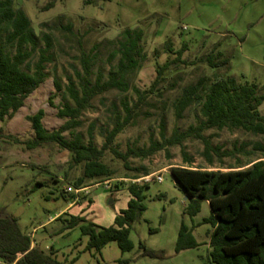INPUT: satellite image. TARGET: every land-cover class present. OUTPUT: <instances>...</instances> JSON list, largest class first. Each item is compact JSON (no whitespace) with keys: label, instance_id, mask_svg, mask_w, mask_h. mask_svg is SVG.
<instances>
[{"label":"rangeland","instance_id":"1","mask_svg":"<svg viewBox=\"0 0 264 264\" xmlns=\"http://www.w3.org/2000/svg\"><path fill=\"white\" fill-rule=\"evenodd\" d=\"M28 18L38 39L42 34L50 36V62L45 66L47 78L27 96L23 105L10 119L0 121V215L17 222L21 232L30 237L31 243L45 254L54 251L53 257L65 264H210L208 260V233L211 227L202 223L209 216L207 202L202 201L199 212L192 218L185 214L187 201L175 185L170 169L181 167L184 152L192 159L193 169L226 171L250 161H264V136L252 135L240 130H209L203 133L212 146L232 152L230 156L212 158V164L201 156L203 144L198 140H186L181 146H171L157 151L146 159L129 158L136 179L122 178L127 172L122 163L105 152L103 162L117 174L107 185H93L74 200L64 191L72 186L69 178L79 170L67 171L68 152L55 144L27 149L25 143L33 138L31 123L26 117L43 111L41 124L46 131L59 128L66 119L58 118L55 106L64 100L56 92L53 81L63 88L72 69L78 67L81 53L94 49L96 56L93 70L106 74L115 64L109 62L114 42L124 29H140L143 32V49L146 59L132 78L131 84L141 91L149 89L155 78V65H162L174 58L164 50L170 42L172 51L182 44L187 51L182 59L197 62L212 49L214 55L226 60L224 67L209 69L201 63L194 66L179 65L175 72L167 74L154 93L139 106L132 123L118 134L115 148L125 153L127 149H145L152 141L168 138L173 130L178 132L196 125L199 116L196 109L186 110L180 119L175 118L172 101L179 89L194 83L199 77L219 73L231 76L242 83L264 87V0H12ZM53 2L51 7L46 5ZM56 25L55 28H49ZM37 53L32 57L35 61ZM175 77V78H174ZM126 97L129 103L136 101L128 91H116L96 98L80 117L81 126L76 129L86 142V131L93 126V142L100 148L103 139L100 131L111 128L113 110L119 108V100ZM52 102L50 104L49 102ZM264 116V102L258 109ZM161 125L163 129L161 130ZM65 138H70L67 133ZM143 171L151 177L144 190L145 209L132 224L129 240L132 248L122 252L115 241L97 251H84L88 237L81 234L79 225L66 229L71 216L84 219L82 224L97 227L113 225V219L126 208L130 198L126 186L145 182L138 180ZM67 173V179L64 178ZM147 175V176H148ZM154 175L161 177L156 182ZM125 179V180H122ZM133 180L138 182H133ZM123 181L122 186L114 187ZM72 208L66 209L69 203ZM192 228V236L198 243L193 249L175 252L174 247L180 224ZM145 248L162 253V258L141 256ZM77 259L73 261L74 258ZM0 264H4L0 261Z\"/></svg>","mask_w":264,"mask_h":264},{"label":"trees","instance_id":"2","mask_svg":"<svg viewBox=\"0 0 264 264\" xmlns=\"http://www.w3.org/2000/svg\"><path fill=\"white\" fill-rule=\"evenodd\" d=\"M53 2L46 5L51 7ZM53 25L49 28H55ZM39 40L43 43L38 48V39L28 18L20 8L13 6L12 0H0V121L10 119L23 105L29 96L47 78L45 66L50 62V36L42 34ZM143 32L140 29L122 30L109 53V62L116 59L104 75L94 72V49L88 54L81 53L78 67L72 69L62 88L58 80L53 81L56 92H61L64 102L55 106L58 118L66 119L57 129L46 131L41 120L43 111L26 117L31 123L33 138L25 143L27 149H34L47 144H55L60 150L68 152L67 171L79 170L78 175L69 178L75 188H86L106 180L116 178V172L103 162L105 152L120 161L127 171L122 178L136 179L138 176L129 172H138L129 167V158L146 159L157 151L171 146H181L186 140H198L203 144L201 156L209 165L214 156L221 158L232 155V152L221 151L212 146L203 135L209 130H240L252 135L264 136V116L258 111L264 102L262 91L255 84L242 83L231 76L212 73L211 76L199 77L194 83L182 86L179 94L172 101L175 118L180 119L183 113L191 108L198 112L196 125L178 132L173 130L168 138L161 136L160 142L152 141L145 149H127L119 152L114 141L124 128L129 126L138 113L139 106L148 95L154 93L158 84L166 80L167 74L175 72L179 65L194 66L197 63L209 69L224 67L226 60L214 55L212 49L198 61L187 63L182 55L187 45L172 51L170 42L164 44V50L174 54V58L166 60L162 65H155V78L149 89L141 91L131 84L132 78L142 67L146 59L142 45ZM37 53L35 61L33 55ZM175 78V77H174ZM112 91L126 94L131 91L136 101L129 103L126 97L119 100V108L123 115L114 108L110 129L100 131L103 139L100 148L93 142V126L86 131L84 142L76 131L81 126L82 113L91 107L92 102ZM52 104V102H49ZM163 126L161 125V130ZM67 133L70 138H65ZM181 167L171 168L170 176L175 185L186 197L185 214L194 217L200 209L202 201L207 202L209 216L202 221L208 223V260L210 264H264V161H250L236 167H228L226 171L202 170L192 168V159L184 152ZM142 176L149 173L143 171ZM67 179V173H64ZM120 181L115 188L122 186ZM147 183L138 186L128 184L126 190L130 198L126 208L113 219V225L97 227L92 223L82 224L84 219L71 216L66 229L79 225L81 234L88 237L84 251H99L107 243L115 241L122 251H129L132 243L129 240L131 224L138 219L145 209L143 205L144 190ZM198 243L192 236V228L181 222L174 250L176 253L193 249ZM141 256L162 258V253L145 248ZM54 251L45 254L31 243L30 237L19 229L17 222L0 215V261L4 264H65L53 257ZM77 259L74 258L73 261ZM125 261H119L123 264Z\"/></svg>","mask_w":264,"mask_h":264},{"label":"built area","instance_id":"3","mask_svg":"<svg viewBox=\"0 0 264 264\" xmlns=\"http://www.w3.org/2000/svg\"><path fill=\"white\" fill-rule=\"evenodd\" d=\"M150 177H151V176L148 175V176H144V177H142V178H140V179H138V180H142V181H144L145 183H147V182L149 181V178H150ZM154 179H155L156 182H158V183H160V182L162 181L161 177L158 176V175H154ZM122 180H125V179H122ZM138 180H137V181L133 180V182H138ZM110 181H111V180H106V181L100 182V183L95 184V185H103L105 189H108L109 186H108L107 184H108ZM86 189H87V187H86V188H75V187H73V186H66V188L64 189V191H65L66 193H68V194H72V195L74 196V200H76V199L79 197V195L82 194V192L86 193Z\"/></svg>","mask_w":264,"mask_h":264},{"label":"crops","instance_id":"4","mask_svg":"<svg viewBox=\"0 0 264 264\" xmlns=\"http://www.w3.org/2000/svg\"><path fill=\"white\" fill-rule=\"evenodd\" d=\"M72 207H73V203L71 202V203L68 204V206L66 207V209L72 208Z\"/></svg>","mask_w":264,"mask_h":264},{"label":"water","instance_id":"5","mask_svg":"<svg viewBox=\"0 0 264 264\" xmlns=\"http://www.w3.org/2000/svg\"><path fill=\"white\" fill-rule=\"evenodd\" d=\"M185 199H186V197H185Z\"/></svg>","mask_w":264,"mask_h":264}]
</instances>
